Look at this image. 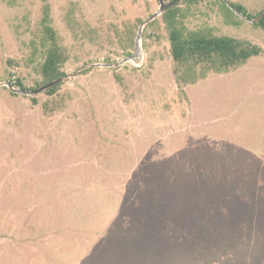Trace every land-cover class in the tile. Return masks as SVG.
<instances>
[{
    "label": "rangeland",
    "instance_id": "rangeland-1",
    "mask_svg": "<svg viewBox=\"0 0 264 264\" xmlns=\"http://www.w3.org/2000/svg\"><path fill=\"white\" fill-rule=\"evenodd\" d=\"M183 1L262 54L178 87L159 0H47L70 77L22 94L44 2L0 0V264H264V31L228 6L264 0Z\"/></svg>",
    "mask_w": 264,
    "mask_h": 264
},
{
    "label": "trees",
    "instance_id": "trees-1",
    "mask_svg": "<svg viewBox=\"0 0 264 264\" xmlns=\"http://www.w3.org/2000/svg\"><path fill=\"white\" fill-rule=\"evenodd\" d=\"M198 1L184 0L182 4L190 5ZM43 2V14L38 36L43 62L40 67L41 81L37 83L38 87H43L64 77L62 66L66 61L64 50L52 25L48 2L47 0H43ZM179 5L167 9L161 14L170 47L172 74L178 87L194 84L198 80L204 79L209 73H227L244 65L251 57L262 54L261 47L248 41L229 36H214L202 29L187 28L183 22L184 15ZM232 7L248 20L256 19L263 12L252 16L242 5L232 4ZM225 8L234 15L227 6ZM156 22L157 20L151 24ZM254 26L264 31V15L254 23ZM11 86L27 90L20 79L12 82ZM58 87L59 85H55L47 89L45 93L51 95Z\"/></svg>",
    "mask_w": 264,
    "mask_h": 264
},
{
    "label": "water",
    "instance_id": "water-1",
    "mask_svg": "<svg viewBox=\"0 0 264 264\" xmlns=\"http://www.w3.org/2000/svg\"><path fill=\"white\" fill-rule=\"evenodd\" d=\"M183 0H174V1H171V2H169V3H167V4H164V2H163V0H159V3H160V6H159V9H158V11L155 13V14H153L149 19H147L146 21H144L142 24H141V26L139 27V30H138V35H137V37H136V39H137V45L138 46H140V39H141V33H142V30H143V28L148 24V23H150V22H152V21H154L158 16H160L164 11H166L167 9H170V8H172V7H174V6H176V5H178L179 3H181ZM229 6V8L233 11V12H235L236 14H238V15H240V17H242V18H245L243 15H241L240 13H238L231 5H228ZM264 15V11L261 13V15H259L255 20H253L252 21V23H255V22H257L262 16ZM135 58V56H131L130 58H128V59H126V60H123L121 63H116V64H114V65H104L105 67H117V66H119V65H121V64H123V63H126L128 60H132V59H134ZM86 68H88V67H85V68H83V69H86ZM81 70V69H80ZM70 76H66V77H62V78H60V79H57V80H55V81H52L51 83H49V84H47V85H45V86H43V87H41V88H39V89H37V90H35V91H32V92H30V91H24V90H20L19 92L20 93H22V94H27V95H36V94H38V93H41V92H44V91H46L47 89H49V88H51V87H53V86H55V85H57V84H59V83H61V82H63L65 79H67V78H69ZM8 87H10L13 91H14V89L12 88V86H8Z\"/></svg>",
    "mask_w": 264,
    "mask_h": 264
},
{
    "label": "crops",
    "instance_id": "crops-1",
    "mask_svg": "<svg viewBox=\"0 0 264 264\" xmlns=\"http://www.w3.org/2000/svg\"><path fill=\"white\" fill-rule=\"evenodd\" d=\"M153 205H154V203H153ZM129 206H131V205H129ZM129 206H128V207H129ZM149 212H150V211H149ZM131 214H134V212H131Z\"/></svg>",
    "mask_w": 264,
    "mask_h": 264
},
{
    "label": "bare ground",
    "instance_id": "bare-ground-1",
    "mask_svg": "<svg viewBox=\"0 0 264 264\" xmlns=\"http://www.w3.org/2000/svg\"><path fill=\"white\" fill-rule=\"evenodd\" d=\"M138 50L140 51V49L138 48ZM140 53H141V51H140ZM138 56V55H137Z\"/></svg>",
    "mask_w": 264,
    "mask_h": 264
}]
</instances>
